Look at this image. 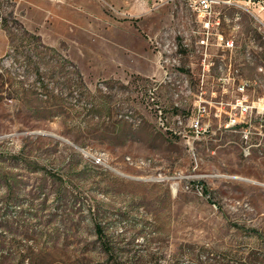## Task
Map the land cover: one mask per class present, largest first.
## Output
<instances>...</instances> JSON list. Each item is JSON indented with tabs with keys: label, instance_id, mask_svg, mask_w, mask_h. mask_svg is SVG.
Here are the masks:
<instances>
[{
	"label": "rangeland",
	"instance_id": "obj_1",
	"mask_svg": "<svg viewBox=\"0 0 264 264\" xmlns=\"http://www.w3.org/2000/svg\"><path fill=\"white\" fill-rule=\"evenodd\" d=\"M231 1L233 49L191 43L172 86L145 35L202 26L183 0L102 4L120 31L79 44L0 0V264H264V9Z\"/></svg>",
	"mask_w": 264,
	"mask_h": 264
},
{
	"label": "built area",
	"instance_id": "obj_2",
	"mask_svg": "<svg viewBox=\"0 0 264 264\" xmlns=\"http://www.w3.org/2000/svg\"><path fill=\"white\" fill-rule=\"evenodd\" d=\"M187 8H194L196 11V17L202 19V26H198L195 29L192 28L189 32H182L179 29L167 28L158 31L154 34H146V41L149 47L154 52L156 57V62L162 71L164 76V82L170 83L172 86L178 84L175 79L172 80L171 70L179 65V56L182 50H188L190 44L192 43L195 47V51L200 54L201 64L203 62L209 61V56H212L213 48L222 49H233V41L224 37V35L219 32V27L216 24V16L218 12L216 7L221 4H231V0H183ZM245 4H252L256 11H261L264 9V0H245ZM255 19L259 22L258 30L264 31V22L261 20L259 15H253ZM1 22V17H0ZM204 76L203 68L202 74ZM201 81L203 78L201 77ZM158 83L157 81H154ZM186 84V79L184 80ZM242 88V87H241ZM157 89V84H153L150 88L146 90V97L151 102L155 101V92ZM188 91L184 93L181 90H175L173 97L175 99L181 96H185ZM182 98V97H181ZM178 101L175 102L177 105ZM242 105V104H240ZM247 106H240V111H246ZM157 112L161 115V108L157 107ZM198 121L191 123L193 130L198 129Z\"/></svg>",
	"mask_w": 264,
	"mask_h": 264
},
{
	"label": "crops",
	"instance_id": "obj_3",
	"mask_svg": "<svg viewBox=\"0 0 264 264\" xmlns=\"http://www.w3.org/2000/svg\"><path fill=\"white\" fill-rule=\"evenodd\" d=\"M23 10V19L29 22L34 30L44 36L42 27H46L47 30L57 34L61 37L71 39L75 44H79L74 40L75 36L79 33H98L103 30H109V32L120 31L118 23L115 18L118 16L112 15L110 17L106 14L102 8V4H115L123 3L130 8L136 6H143L148 0H15ZM148 5V4H147ZM149 10V9H148ZM261 16V15H260ZM162 15L159 13L152 14L150 16L143 17L140 23L137 22L139 28L134 25H128L127 30L125 28V34H127L132 40L139 39L138 30L141 32H148L153 30L156 26H159L162 19ZM261 20L264 22V18L261 16ZM60 27V29H58ZM122 29V27H121ZM58 31V32H56ZM143 32V33H144ZM131 40V41H132ZM71 42V43H72ZM73 44V43H72ZM118 47V45L116 46Z\"/></svg>",
	"mask_w": 264,
	"mask_h": 264
},
{
	"label": "trees",
	"instance_id": "obj_4",
	"mask_svg": "<svg viewBox=\"0 0 264 264\" xmlns=\"http://www.w3.org/2000/svg\"><path fill=\"white\" fill-rule=\"evenodd\" d=\"M93 226H94L95 232H97L98 234H100L102 232V229L98 223H93ZM105 248H106L108 253L112 251V247H105Z\"/></svg>",
	"mask_w": 264,
	"mask_h": 264
},
{
	"label": "bare ground",
	"instance_id": "obj_5",
	"mask_svg": "<svg viewBox=\"0 0 264 264\" xmlns=\"http://www.w3.org/2000/svg\"><path fill=\"white\" fill-rule=\"evenodd\" d=\"M216 24H217V16H216ZM219 27V25H217ZM220 28V27H219ZM220 32V31H219ZM212 57V56H209ZM203 68L205 69V62H203Z\"/></svg>",
	"mask_w": 264,
	"mask_h": 264
}]
</instances>
